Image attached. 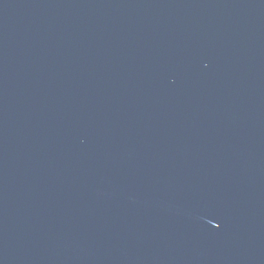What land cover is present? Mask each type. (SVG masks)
<instances>
[{
	"label": "water",
	"instance_id": "obj_1",
	"mask_svg": "<svg viewBox=\"0 0 264 264\" xmlns=\"http://www.w3.org/2000/svg\"><path fill=\"white\" fill-rule=\"evenodd\" d=\"M0 264H264V0H0Z\"/></svg>",
	"mask_w": 264,
	"mask_h": 264
}]
</instances>
